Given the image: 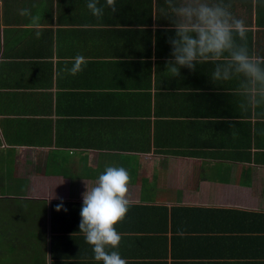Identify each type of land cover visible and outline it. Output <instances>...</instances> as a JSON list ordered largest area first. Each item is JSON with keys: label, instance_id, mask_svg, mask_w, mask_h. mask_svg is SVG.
<instances>
[{"label": "crops", "instance_id": "obj_1", "mask_svg": "<svg viewBox=\"0 0 264 264\" xmlns=\"http://www.w3.org/2000/svg\"><path fill=\"white\" fill-rule=\"evenodd\" d=\"M157 2L117 0L97 18L88 0H0V198L62 202L64 252L102 264L79 229L82 193L124 167L127 264H264V106L242 109L238 81L213 82L211 63L169 76ZM230 2L264 55V0ZM23 8L41 15L39 38Z\"/></svg>", "mask_w": 264, "mask_h": 264}, {"label": "clouds", "instance_id": "obj_2", "mask_svg": "<svg viewBox=\"0 0 264 264\" xmlns=\"http://www.w3.org/2000/svg\"><path fill=\"white\" fill-rule=\"evenodd\" d=\"M258 0H252L253 6ZM36 7L35 4L32 6ZM92 15L101 18L107 7L116 12L117 0H88ZM230 0H162L157 2L153 19L168 21L165 32H173L167 43L171 46L166 61V71L171 77L180 76V69L195 70L198 64L214 65L210 78L213 82L237 80L240 94L244 98L242 109L248 106H264V55L250 51L246 22L232 12ZM19 14L29 19L28 27L40 36V14L29 8L20 9ZM158 25H153L155 31ZM143 28V26H141ZM87 63L82 55L72 60V75L82 70ZM130 174L124 167L106 166L98 175L95 184L82 193L83 202L79 212V229L85 241L92 246L94 259L102 264H127L117 250L122 239L115 225L121 222L128 210L127 198ZM65 212L63 203L55 210Z\"/></svg>", "mask_w": 264, "mask_h": 264}, {"label": "trees", "instance_id": "obj_3", "mask_svg": "<svg viewBox=\"0 0 264 264\" xmlns=\"http://www.w3.org/2000/svg\"><path fill=\"white\" fill-rule=\"evenodd\" d=\"M10 199L12 198H0V264H86L71 260L72 254L67 255L63 249L73 241L68 239L69 242L64 246L67 238L55 234L56 230L64 228V224L71 225L68 219V221L63 220L65 216L61 210L56 211L52 206L50 209L46 201ZM13 202H17L19 205L16 206L20 208L12 209ZM28 203L35 209L32 208V212L28 215L24 213V218L26 216L28 218L21 220L22 209L26 204L28 206ZM178 209L183 210L191 218L201 210L193 206L178 207ZM7 210H12L13 214H8ZM250 214L256 216L255 213ZM259 214L264 220V213ZM31 223L33 226H30ZM80 238L77 237V240Z\"/></svg>", "mask_w": 264, "mask_h": 264}, {"label": "rangeland", "instance_id": "obj_4", "mask_svg": "<svg viewBox=\"0 0 264 264\" xmlns=\"http://www.w3.org/2000/svg\"><path fill=\"white\" fill-rule=\"evenodd\" d=\"M16 205H19V204H18L17 202H13L12 205H11V208H12V209H19L20 206L17 207ZM11 211H12V210H10V211L7 210L6 212H7L8 214H11V215H12V214H13V211H12V212H11Z\"/></svg>", "mask_w": 264, "mask_h": 264}]
</instances>
